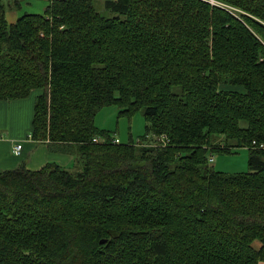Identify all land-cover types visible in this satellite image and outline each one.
Here are the masks:
<instances>
[{"label": "trees", "instance_id": "trees-1", "mask_svg": "<svg viewBox=\"0 0 264 264\" xmlns=\"http://www.w3.org/2000/svg\"><path fill=\"white\" fill-rule=\"evenodd\" d=\"M213 1L0 3V100L41 90L31 140L75 160L0 173V264H264V0ZM109 106L167 145L92 143Z\"/></svg>", "mask_w": 264, "mask_h": 264}, {"label": "rangeland", "instance_id": "rangeland-1", "mask_svg": "<svg viewBox=\"0 0 264 264\" xmlns=\"http://www.w3.org/2000/svg\"><path fill=\"white\" fill-rule=\"evenodd\" d=\"M9 1L11 0H2V3L4 4V7L6 9V14L7 13L9 14V6H8ZM203 1H208V2L211 1L213 5L214 4L216 5V3L213 0H203ZM27 3H32V2L29 0H20L21 8L17 7L15 9H12L13 12L15 14H18V16L20 17L26 14L27 15H43V13L34 12L32 8H29L28 5H25ZM95 3L97 7L101 5V3L100 4L98 3V0H95ZM11 4L13 5V2H11ZM219 5L224 8L226 7L227 10H229L230 12H234L238 14L240 13V11L232 7H227L222 4H219ZM106 13L107 12L101 11V14L103 16H109V14H106ZM8 17H10V15H8ZM144 36L150 37V35H144ZM157 42L160 43L161 41L157 40ZM225 88L233 89L227 86ZM40 91L41 90L38 91V90L33 89L31 90L30 93H38V96H39ZM30 97H35V94H31ZM2 101L4 102V100H0V102ZM31 118H32V115L29 116V119H28L29 122L31 121ZM94 122H95V126L98 129L108 132L109 133L108 136L110 138H114V137L117 138L121 144L128 143L130 137L133 142H136L138 138L144 134V128L146 124L144 117L142 115V111H138L137 113L129 117L122 116L119 114L118 108L115 106H109V107H105L101 109L96 114ZM19 123H20V119H19V114L17 111L12 110L11 112L4 111L0 113V137L7 138L3 132L4 127L7 128V130L10 131L11 133H13L16 129L23 130V125L19 127ZM108 136H105V138H107ZM212 138H213L212 139L213 145H217V143H220L222 141V138H218V137H212ZM83 145H84V142H83ZM233 152L234 153H231V154H219L216 152L209 154L208 159L212 157L213 162L211 164L208 163V166L213 168L214 171L221 172L224 174H243V173L248 172V166H247L248 151L247 149L246 148L235 149ZM62 160L64 161V164H59V165L72 172L73 171L72 166H73V163L75 162L74 157L68 156L66 158H62ZM176 181L178 180L176 179ZM178 183L180 184V186H182L181 181H178ZM143 197L144 196H141V198ZM127 204L128 205L132 204V201H128ZM127 208H130V207H127ZM118 214L119 213H117L116 215ZM253 246L257 248L259 246V243L255 241L253 243Z\"/></svg>", "mask_w": 264, "mask_h": 264}, {"label": "crops", "instance_id": "crops-1", "mask_svg": "<svg viewBox=\"0 0 264 264\" xmlns=\"http://www.w3.org/2000/svg\"><path fill=\"white\" fill-rule=\"evenodd\" d=\"M29 1L32 3H27L25 5H28L29 8H32L34 12L43 14L45 13L48 7V0ZM104 1L105 0H98V3L103 4ZM11 2H13V5ZM0 3L4 5L2 0H0ZM8 6L9 14L5 13V18L9 24H13L20 16L15 14L12 9L17 7L21 8L20 0H11L8 2ZM8 15H10V17H8ZM31 94H35V97H30ZM31 94L24 99L0 102V113L4 111L11 112L12 110L17 111L20 119L19 127L23 125V130L16 129L13 133L8 131L7 128H3V132L7 138L0 137V173L14 170L22 164L29 171H38L48 163H55L58 165L64 164L62 158L70 156L50 151L46 144L35 143L31 139H28L32 128L35 98L37 97V93ZM30 115H32V118L29 122L28 119ZM17 144L22 145L20 156H15L12 153L13 146Z\"/></svg>", "mask_w": 264, "mask_h": 264}, {"label": "built area", "instance_id": "built-area-1", "mask_svg": "<svg viewBox=\"0 0 264 264\" xmlns=\"http://www.w3.org/2000/svg\"><path fill=\"white\" fill-rule=\"evenodd\" d=\"M56 0H48V3L51 4L52 2H54ZM208 2V1H207ZM210 4L211 1H209ZM28 139H31V135L28 136ZM167 139L165 136H159V137H155V136H151V135H147L144 139H138L135 144L139 145V146H143V147H157L159 145L161 146H165L167 145ZM92 143L94 144H112V145H120L121 143L119 142V140L117 138H102V137H95L92 139ZM256 144L253 142L252 146H255ZM261 149H264V145H260L259 146ZM21 150H22V145L21 144H17L14 145L12 148V153L15 156H20L21 154ZM213 162L212 157L210 159H208V163L211 164Z\"/></svg>", "mask_w": 264, "mask_h": 264}, {"label": "water", "instance_id": "water-1", "mask_svg": "<svg viewBox=\"0 0 264 264\" xmlns=\"http://www.w3.org/2000/svg\"><path fill=\"white\" fill-rule=\"evenodd\" d=\"M104 243H105V241H101V242H100V244H104Z\"/></svg>", "mask_w": 264, "mask_h": 264}]
</instances>
